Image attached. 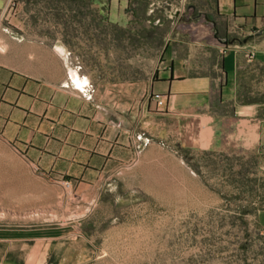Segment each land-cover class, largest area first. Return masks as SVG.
I'll return each mask as SVG.
<instances>
[{
	"label": "crops",
	"instance_id": "0c3cea01",
	"mask_svg": "<svg viewBox=\"0 0 264 264\" xmlns=\"http://www.w3.org/2000/svg\"><path fill=\"white\" fill-rule=\"evenodd\" d=\"M156 16L158 52L138 51ZM137 58L143 77L122 78ZM202 151L264 157V0H0L2 195L25 168L91 207L115 186L184 193ZM94 248L62 225L0 227V264H97Z\"/></svg>",
	"mask_w": 264,
	"mask_h": 264
},
{
	"label": "rangeland",
	"instance_id": "374dc122",
	"mask_svg": "<svg viewBox=\"0 0 264 264\" xmlns=\"http://www.w3.org/2000/svg\"><path fill=\"white\" fill-rule=\"evenodd\" d=\"M157 19L162 25L147 39L150 28L137 27L138 51L158 52L167 21ZM136 64V75L121 77H143L150 60L137 58ZM9 162L16 168L21 161L10 153ZM186 162L184 193L173 186L168 194L115 186L93 207L64 186L41 193L25 168L24 187L10 179L7 195L0 192V227L83 230L95 254H103L97 264H264V157L202 151Z\"/></svg>",
	"mask_w": 264,
	"mask_h": 264
},
{
	"label": "water",
	"instance_id": "95a60500",
	"mask_svg": "<svg viewBox=\"0 0 264 264\" xmlns=\"http://www.w3.org/2000/svg\"><path fill=\"white\" fill-rule=\"evenodd\" d=\"M198 14H200V12H199ZM198 14H197V15H198ZM203 15H204V18H205L206 20H208V21L214 26V20L208 18L205 14H203ZM233 39H235V38H234V37L229 38V39L224 38L222 41H223L224 43H226V42H231V41H233ZM245 39H246V38H243V40H245Z\"/></svg>",
	"mask_w": 264,
	"mask_h": 264
},
{
	"label": "built area",
	"instance_id": "2783aa9c",
	"mask_svg": "<svg viewBox=\"0 0 264 264\" xmlns=\"http://www.w3.org/2000/svg\"><path fill=\"white\" fill-rule=\"evenodd\" d=\"M156 99H157L156 102L160 104L161 103V99L160 98H156Z\"/></svg>",
	"mask_w": 264,
	"mask_h": 264
}]
</instances>
